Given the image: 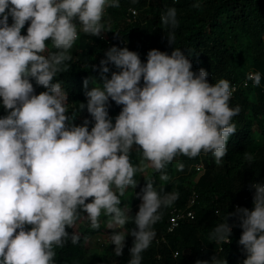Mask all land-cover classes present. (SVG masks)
<instances>
[{
    "label": "clouds",
    "instance_id": "1",
    "mask_svg": "<svg viewBox=\"0 0 264 264\" xmlns=\"http://www.w3.org/2000/svg\"><path fill=\"white\" fill-rule=\"evenodd\" d=\"M107 7L119 8V0H0V98L8 110L0 118V264H55V248L69 239L79 243V235L69 236L66 228L74 226L81 212L87 213L93 230L100 228L102 215L107 219L116 256L123 255L129 234L121 229L134 222L127 264H142V253L156 236L154 225L162 220L161 209L172 207L179 192L161 195L154 181L146 180L137 194L142 203L135 216L121 208L120 196L137 187L134 177L143 171L132 162L133 146L167 182L166 168L177 156L193 159L203 152L221 165L237 131L233 118L240 108L230 107V82L209 83L208 73L203 68L192 71L180 48L171 55L152 49L146 63L127 47L109 48L99 66L102 87L89 91V79L83 81L87 103H80L79 112L86 108L94 126L89 131L87 119L82 126L72 124L76 115H66L67 94L53 80L68 69L78 29L97 37L105 32ZM29 21L27 35H22ZM160 22L173 45L177 9H165ZM49 39L55 51L48 49ZM109 64L119 70L111 78L105 75ZM32 79L46 91L34 94ZM247 80L258 87L261 74L250 72ZM109 98L122 105L114 125ZM243 157L249 164L255 159L250 152ZM251 188L253 210L238 207L228 215L240 220L238 243L247 256L243 264H264V184ZM231 235L225 220L209 233V240L231 243ZM211 264L227 261L214 256Z\"/></svg>",
    "mask_w": 264,
    "mask_h": 264
},
{
    "label": "trees",
    "instance_id": "2",
    "mask_svg": "<svg viewBox=\"0 0 264 264\" xmlns=\"http://www.w3.org/2000/svg\"><path fill=\"white\" fill-rule=\"evenodd\" d=\"M197 2L200 7L194 8L192 5ZM119 4V8L105 9V32L99 37L78 29V39L70 50L72 59L67 62L68 69L58 73L53 80V83L60 82L67 94L66 115L70 118L76 115L70 120L72 124L82 126L87 119L89 131L94 126L95 121L86 108L79 112L80 103H87L83 81L101 75L100 61L105 59L106 51L112 46L127 47L137 52L144 63L147 62V53L152 49L171 55L174 48H180L191 61L192 71L198 72L203 68L208 73L209 83H216L220 79L235 82L247 68L261 74L258 87H239L231 97L230 107L239 106L240 112L233 118L237 131L227 143V153L221 165L215 164L211 154L202 152L193 159L181 155L167 166L166 172L170 179L164 182L162 190L156 181L160 173L152 167L147 179L154 181L161 195L178 191L179 198L173 204L175 206L186 205L192 196L189 207L193 210V216L179 219L177 225L167 232L165 224L169 208L161 209L162 220L154 225L156 236L151 246L142 253V264H196L197 261H209L211 264L214 256L226 260L227 264L243 262L247 256L238 243L242 234L240 220L238 216L228 214L235 213L238 207L253 210L254 193L251 185L264 181V93L261 87L264 86V0H136L135 3L133 0H119ZM128 7L136 9L131 21L123 19ZM168 7L177 9L179 24L175 29L173 45L168 44L165 32L168 30H164L160 22L161 13ZM12 22L9 17V25ZM29 24L30 21L26 22L22 28V35H27ZM46 44L48 49L52 48L50 39ZM108 67L110 71L105 74L108 78H111L112 72L119 71L114 65L109 64ZM30 82L34 94L46 91L34 79ZM109 104V117L114 125L122 105H117L111 98ZM7 114L8 110L3 107L0 98V118ZM252 121L257 127V135ZM245 152L254 154L253 163L249 164L244 159ZM139 156L137 147L133 146L131 159L134 164H137ZM197 160L202 164L199 171L193 168ZM181 165L183 170H180ZM192 173L195 176L189 183ZM143 185H146V180ZM133 191L129 187L120 196L121 208H128ZM138 210L139 206L128 214L134 217ZM86 216V212H81L74 226L66 228L69 236L75 233L79 235L80 241L73 245L69 239L64 247L55 248V264H127L134 240L130 230L136 228L135 223L125 225L124 229L129 234L125 238L123 255L116 256L115 245L110 243L109 238L100 251L87 246L92 235H104L108 230L103 228L101 222L100 228L93 230ZM225 220L232 227L231 243L211 242L209 233ZM173 251H176L175 256H172Z\"/></svg>",
    "mask_w": 264,
    "mask_h": 264
},
{
    "label": "rangeland",
    "instance_id": "3",
    "mask_svg": "<svg viewBox=\"0 0 264 264\" xmlns=\"http://www.w3.org/2000/svg\"><path fill=\"white\" fill-rule=\"evenodd\" d=\"M49 50L50 51H54V49H52V48H49ZM93 80H95V84L92 82ZM96 85L97 86L100 85L102 87L103 80L101 78V75L98 76L95 79H90L89 80L88 90L90 91ZM252 123H253L254 132L257 135L258 134L257 127H256V125L254 124L253 121H252ZM137 165H139L143 169V171L140 172V173H137V175L135 177V179L138 181V184H137V187L134 189V191H133V193L131 195V201H130V204L128 205V208L130 210L136 209L142 203V200L140 198H138L137 194L141 193V189L144 187L143 182L148 179V177H149L148 176V172H149L150 168L152 167L149 162L141 160L140 156H139V158L137 160ZM191 175L192 176L189 179V183H191L193 181V178L195 176L194 173H192ZM156 181H158L157 184L159 186H163L164 182L161 181L160 178L157 179ZM100 222L103 224V228L108 230L107 234H104V235H99V234L98 235H92L87 241V246L88 245L91 246V249L93 248L96 251H100L103 248V246L108 241L109 235H111V233L113 231L112 229H108L107 228V219L103 215L100 218ZM121 231L126 232L127 230L126 229H121Z\"/></svg>",
    "mask_w": 264,
    "mask_h": 264
},
{
    "label": "built area",
    "instance_id": "4",
    "mask_svg": "<svg viewBox=\"0 0 264 264\" xmlns=\"http://www.w3.org/2000/svg\"><path fill=\"white\" fill-rule=\"evenodd\" d=\"M135 14H136V9L133 7H128L126 9V12H125L123 19L125 21H131L134 18ZM250 72H255V71L251 68H247L239 80H237L235 82L233 81L230 83L231 87L234 89L233 93L239 87H246V86L253 85L252 81L247 80V74ZM141 85H143V82H141ZM261 87H262V91L264 93V86H261ZM193 168L196 171L201 170L202 169L201 161L197 160L195 163H193ZM259 183L264 184V181L259 182ZM254 191L255 190L252 188V193H254ZM192 201H193V197L190 196L188 198L186 205H184V206L173 205L172 207H170L168 209L167 220H166V224H165V231H167V232L171 231L177 225L179 219H181L183 217L191 218L193 216V210L189 207V205L192 203ZM233 206L235 207L236 204H234ZM175 255H176V251H173L172 256H175ZM175 264H180V263H175ZM233 264H243V262L242 261H235Z\"/></svg>",
    "mask_w": 264,
    "mask_h": 264
}]
</instances>
